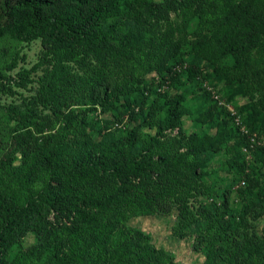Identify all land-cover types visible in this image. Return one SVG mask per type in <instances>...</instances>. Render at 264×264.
<instances>
[{
	"label": "rangeland",
	"instance_id": "rangeland-1",
	"mask_svg": "<svg viewBox=\"0 0 264 264\" xmlns=\"http://www.w3.org/2000/svg\"><path fill=\"white\" fill-rule=\"evenodd\" d=\"M51 1L120 12L0 38V264H264V0Z\"/></svg>",
	"mask_w": 264,
	"mask_h": 264
},
{
	"label": "trees",
	"instance_id": "trees-1",
	"mask_svg": "<svg viewBox=\"0 0 264 264\" xmlns=\"http://www.w3.org/2000/svg\"><path fill=\"white\" fill-rule=\"evenodd\" d=\"M52 4L53 2L51 0H0V38L4 35H11L21 40L32 34H46L53 39L52 41L55 45L79 41L94 44L100 37L106 38L103 31V24L107 19L120 12L117 3L105 2L102 4L103 8L101 10L91 13L86 18H72V20H67L63 19V17L57 18L54 16V22H51L50 19L44 17V12ZM166 126L169 127V125ZM249 133L253 134V132ZM22 137L25 140L31 139L29 133L22 134ZM245 137L248 144L249 135ZM247 144L245 146L249 147V144ZM259 147L256 146L253 149V153ZM8 163L3 159L0 160V169H6L9 165ZM218 207V220H223L228 213L226 203L223 205L220 204ZM149 250V246L145 245L141 253H136L140 257L137 264H152L148 259ZM133 255L135 254H130V257L134 258ZM34 261L33 257H28L25 258L23 264H32ZM20 264H22V261ZM48 264L58 263L48 262Z\"/></svg>",
	"mask_w": 264,
	"mask_h": 264
},
{
	"label": "built area",
	"instance_id": "built-area-1",
	"mask_svg": "<svg viewBox=\"0 0 264 264\" xmlns=\"http://www.w3.org/2000/svg\"><path fill=\"white\" fill-rule=\"evenodd\" d=\"M245 132L244 130H242ZM247 133V132H245ZM264 145V136H258L256 134H249V147L245 148V152L247 153V158L250 159V152L257 146Z\"/></svg>",
	"mask_w": 264,
	"mask_h": 264
}]
</instances>
